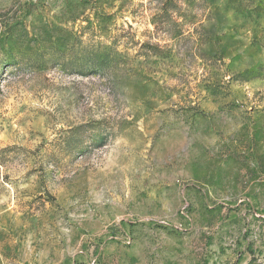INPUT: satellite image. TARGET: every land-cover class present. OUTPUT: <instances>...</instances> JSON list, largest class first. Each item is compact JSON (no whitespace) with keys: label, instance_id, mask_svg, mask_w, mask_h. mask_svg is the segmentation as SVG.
I'll use <instances>...</instances> for the list:
<instances>
[{"label":"rangeland","instance_id":"obj_1","mask_svg":"<svg viewBox=\"0 0 264 264\" xmlns=\"http://www.w3.org/2000/svg\"><path fill=\"white\" fill-rule=\"evenodd\" d=\"M0 264H264V0H0Z\"/></svg>","mask_w":264,"mask_h":264}]
</instances>
